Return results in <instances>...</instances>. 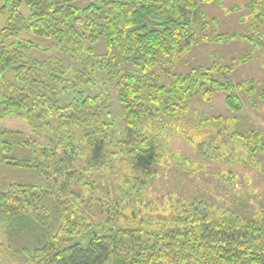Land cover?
Returning a JSON list of instances; mask_svg holds the SVG:
<instances>
[{
    "label": "trees",
    "instance_id": "obj_1",
    "mask_svg": "<svg viewBox=\"0 0 264 264\" xmlns=\"http://www.w3.org/2000/svg\"><path fill=\"white\" fill-rule=\"evenodd\" d=\"M79 1L0 0V121L19 118L28 128L0 126V258L264 264V213L241 218L197 191L181 198L157 185L169 131L205 134L195 144L202 161L175 158L190 176L207 150L227 143L224 130L251 164L264 152L262 131L233 127L244 97L264 99V89L253 77L231 78L257 50L264 68V0L229 8L242 13V32H223L208 16L204 5L224 0ZM234 40L252 49L230 63L176 71L196 45ZM218 92L233 117L193 112V99ZM168 203L177 212L157 215L160 227L132 224Z\"/></svg>",
    "mask_w": 264,
    "mask_h": 264
},
{
    "label": "rangeland",
    "instance_id": "obj_2",
    "mask_svg": "<svg viewBox=\"0 0 264 264\" xmlns=\"http://www.w3.org/2000/svg\"><path fill=\"white\" fill-rule=\"evenodd\" d=\"M249 0H224L223 4H205L204 8L211 17H217L221 31L242 32L245 25L240 21L241 12H231L229 8L234 4L245 3ZM80 0L78 4H85ZM244 13L245 11L242 10ZM99 47L104 51L105 46ZM252 49L251 44L243 40H234L227 43L202 42L186 54L176 66V71H188L192 66H208L215 62L230 63L232 57H239L242 53ZM263 52L257 50L252 60L239 63L231 73V78L237 82L249 77L256 79L258 91L264 89V68L262 66ZM225 93L218 92L211 101H204L198 97L191 101L194 113L223 115L231 118L233 114L226 108ZM245 108L238 115L233 124L235 130L248 132L251 129L262 131L261 143L264 144V99L254 95L253 102L244 97ZM255 102V103H254ZM0 126L13 129L28 130L23 119L8 117L0 121ZM191 132L188 137L180 132L169 131L166 139L167 156L159 170L162 173L157 185L161 194H173L175 197L189 198L188 195L197 191L198 197L207 200L220 209L229 210L234 216L241 218H255L264 213V152L259 155L258 161L248 162V150L230 138L232 130H224L226 144H220L216 150H207V157L198 172L190 176L186 171H180L176 165V157L182 155L192 161H202L195 154V144L205 137V134ZM167 165V167H166ZM232 176V178H230ZM173 203V202H172ZM167 210H158L156 216H141L132 222L133 225H142L147 229L160 227L165 220L157 215L168 216L177 212L175 207L168 203ZM176 203H174V206ZM148 214V213H147ZM142 215V214H141ZM144 218L143 221H139ZM138 218V217H137ZM1 243V239H0ZM1 247V246H0ZM7 262L0 258V264ZM18 264V263H16Z\"/></svg>",
    "mask_w": 264,
    "mask_h": 264
}]
</instances>
